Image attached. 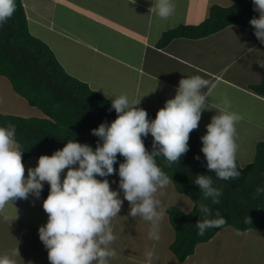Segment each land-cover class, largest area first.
<instances>
[{"label": "crops", "instance_id": "0c3cea01", "mask_svg": "<svg viewBox=\"0 0 264 264\" xmlns=\"http://www.w3.org/2000/svg\"><path fill=\"white\" fill-rule=\"evenodd\" d=\"M172 2L175 12L165 21L150 12L154 0H135V3L133 0H22L30 33L49 46L71 77L110 100L127 95L132 101L141 100L138 107L146 110L148 115H156L167 100L175 97L182 78L199 75L209 81V87L204 90L208 93L207 108L201 118L218 115L217 105H222L225 97L229 100L234 97L235 101L247 98L254 101L255 109L264 104V97L251 90L264 76V44L252 32L242 33L238 27L231 26L207 38L177 39L165 48H158L164 32L180 25L201 24L209 17L212 6L229 7L232 2ZM2 99L10 104H0L3 114L45 117L0 76ZM233 106L229 110H240L243 117L236 129L243 128L250 134L254 127L249 128L247 123L246 102L239 100L232 109ZM255 115L258 117L257 111ZM253 125L264 129V120ZM241 135V130H237V144L242 141ZM34 159L38 160L29 158L24 166ZM254 159L255 155L249 164ZM119 180L116 178L111 190L119 191L123 199ZM169 186L175 191L172 183ZM169 190L170 187H166L157 193L163 211V217L154 229L159 239L149 238L153 225L140 217L129 216L130 205L124 201L111 225L117 239L111 246L116 255L110 264H245V260L250 259L244 244L233 243L239 240L237 236H247L252 230L238 233L234 228L226 227L211 241L196 246L195 254L185 262H179L169 247L175 240V231L167 214L172 196ZM166 193L168 197H165ZM178 195L179 198L186 197ZM44 200L29 196L20 206L16 200L0 212V255L11 257L15 264H50L38 231L48 220L42 206ZM173 202L186 213L194 207L191 200ZM17 248L19 255L14 254Z\"/></svg>", "mask_w": 264, "mask_h": 264}, {"label": "clouds", "instance_id": "9594fccd", "mask_svg": "<svg viewBox=\"0 0 264 264\" xmlns=\"http://www.w3.org/2000/svg\"><path fill=\"white\" fill-rule=\"evenodd\" d=\"M252 2L259 18H252L249 24L264 44V0ZM15 11V0H0V26ZM150 12L166 21L173 16L175 5L172 0H154ZM208 87L209 81L202 76L182 78L175 97L166 101L154 120H149L147 111L138 107L141 100L132 101L127 95H120L111 103L117 118L110 125L102 123L91 132L102 142H98L95 150L69 140L62 150L51 156H40L37 166L27 169V176L15 125L0 126V212L18 199L27 200L30 195L38 199L47 182L50 191L42 206L48 220L38 231L50 264H110L116 255L111 246L117 239L111 225L125 200L130 205L129 216L150 222L153 231L149 238L159 239L154 229L163 211L157 193L173 181L157 165L156 158L162 156L171 166L189 151L190 133L198 129L202 112L207 108L208 93L204 90ZM230 108L231 102L225 97L222 105H217L219 114L211 118L206 134L201 137L206 167L223 181L240 176L236 162L239 148L236 125L243 117ZM149 134L153 138L151 153L142 139ZM118 154L124 158L118 169V187L123 199L119 191L111 190L107 179L116 173ZM194 183L203 194L199 204L201 219L196 223L198 234L222 228L226 219L219 211L215 219L210 218L212 209L203 202L211 199L212 204H219L222 190L214 187L209 175H197ZM255 192L264 193V187H257ZM14 254L19 255L18 248ZM0 264H15V261L0 255Z\"/></svg>", "mask_w": 264, "mask_h": 264}, {"label": "trees", "instance_id": "16d2710c", "mask_svg": "<svg viewBox=\"0 0 264 264\" xmlns=\"http://www.w3.org/2000/svg\"><path fill=\"white\" fill-rule=\"evenodd\" d=\"M232 5L212 6L209 17L198 25H180L163 33L158 48H165L177 39L198 40L217 34L235 26L242 33L250 31L252 18H259L252 0H230ZM16 11L6 24L0 26V76L5 77L14 92L23 97L30 106L39 109L45 118L20 117L0 112V126L15 125L16 140L20 145L23 164L32 157L51 156L62 150L69 140L87 144L95 150L98 137L91 134L102 123L111 124L117 116L111 108L112 100L91 89L84 82L71 77L59 63L55 54L42 40L34 37L29 30L22 0H15ZM256 94L264 97V76L261 83L251 87ZM155 114L148 115L154 120ZM146 149L153 150V138L149 134L142 138ZM189 151L180 161L168 165L162 157H157V165L172 178L175 191L188 197L193 203L192 211L186 213L177 206L167 209L170 224L175 231V240L169 246L179 262H185L196 251V246L211 241L222 229L232 227L240 233L249 230L264 231V193L257 195L255 189L264 187V140L256 145L255 159L247 166L236 160L240 176L223 181L206 167V159L201 152V137L194 130L188 141ZM199 157V159H196ZM124 162L117 156L114 165L116 173L107 177L111 189L119 177V164ZM66 174H61L63 179ZM197 175L212 177L214 187L222 190L219 204L211 199L204 200L212 209V219L216 212L226 219L222 228H212L203 235L198 234L196 223L201 219L199 204L203 194L195 185ZM97 179H104L97 177ZM50 186L45 184L40 194L46 199ZM32 196V195H30Z\"/></svg>", "mask_w": 264, "mask_h": 264}, {"label": "rangeland", "instance_id": "374dc122", "mask_svg": "<svg viewBox=\"0 0 264 264\" xmlns=\"http://www.w3.org/2000/svg\"><path fill=\"white\" fill-rule=\"evenodd\" d=\"M218 98H219V96H218ZM239 100H241L242 103L246 102V106H247L246 117H248L247 123H248L249 128L254 127V130H252L250 133L251 135L249 133L245 132V130L243 128L237 129L238 131L241 130V134H242L241 135L242 141L240 143H238L239 148H238V152H237V159H239L241 165L244 167V166H247L249 164L251 158L255 155L256 144H258L259 142L264 140L263 139L264 129L263 128H257L256 126L253 125V124H257L258 120H260V121L264 120V111H263L264 104L263 103L259 104L258 105L259 108L256 107V109H255L254 101H250L247 98H246V100H245V98H241ZM239 100L235 101L234 97H232L230 100L231 106H233V105L235 106L237 103H239ZM0 104L3 106H10V104L3 102V99L0 100ZM234 106L232 107V109L234 108ZM253 107H254V109H253ZM255 111H257L258 117H256ZM237 112L240 113L241 111L237 110ZM42 118H45V117H42ZM211 118L212 117L201 118V120L199 121V126H198V129H196L197 130L196 132L198 133V135H200V137H202L206 134V126L211 122ZM238 126L239 125H236V127H238ZM37 164H38L37 159L31 160L30 162H28L27 166H25V169H26L25 173L27 174L28 168H35L37 166ZM66 172H67V169L64 171V173H62V175L66 174ZM45 184H47V182ZM167 187H168V189L170 187L169 191H172L171 186L168 185ZM173 193H174V195H173ZM171 194H172L171 201H170L171 206H175V205H173V203H174L173 201H179L180 199L184 202L190 201L187 197L179 198L178 193L177 192L175 193V191H172ZM165 197H168L167 193H166ZM22 201L23 200L18 199L17 204L20 206L21 204H23ZM21 207H24V205ZM177 207L182 209L184 212H187L184 208H182L178 205H177ZM237 235H240V234H237ZM237 239H239V240L233 244H239V245L244 244L245 248H246V250L250 256V259L245 260V264H246V262L249 264H264V231H262V232L249 231V234L247 236H237ZM250 244H251V246H250ZM239 251H240V248L236 250V253H238Z\"/></svg>", "mask_w": 264, "mask_h": 264}]
</instances>
